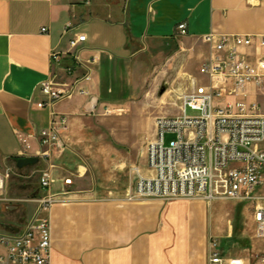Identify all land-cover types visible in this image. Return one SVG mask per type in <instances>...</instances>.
Listing matches in <instances>:
<instances>
[{
	"label": "crops",
	"instance_id": "obj_1",
	"mask_svg": "<svg viewBox=\"0 0 264 264\" xmlns=\"http://www.w3.org/2000/svg\"><path fill=\"white\" fill-rule=\"evenodd\" d=\"M209 35L264 37V0H0V173L16 176L19 186L13 190L6 180L2 196L27 200L0 204V232L20 231L38 208L32 201L52 196L58 202L47 213L50 264H207L212 224L203 201H128L131 187L122 193L92 187V117L110 109L106 101L127 96L129 70L141 68L139 58L205 60L213 51L201 39ZM77 36L86 40L72 48ZM248 53L253 59L254 50ZM49 80L71 95L39 109V86ZM247 93L264 104V88L249 85ZM53 114L68 119L66 150L45 161L38 134ZM20 158L38 161L17 169ZM46 171L53 183L43 190L37 179ZM254 239L262 251L252 264H262L264 240Z\"/></svg>",
	"mask_w": 264,
	"mask_h": 264
},
{
	"label": "built area",
	"instance_id": "obj_2",
	"mask_svg": "<svg viewBox=\"0 0 264 264\" xmlns=\"http://www.w3.org/2000/svg\"><path fill=\"white\" fill-rule=\"evenodd\" d=\"M177 31L180 36L186 35L185 24L178 25ZM85 40V36H77L70 46L75 48ZM201 42L213 51L198 70L209 83L192 82L191 90L180 98L179 115L155 120V139L146 148L147 174L138 176L134 196H128V201L138 198L245 202L252 206L254 235L264 240V196L257 193L264 172V115L256 100L245 101L249 85L264 88V55L258 54L264 53V37L215 40L209 35ZM250 50H254L253 59ZM55 58L53 55L52 59ZM71 91L58 89L52 80L45 81L39 86L43 100L36 107H51L68 98ZM77 93L86 95L81 88ZM226 97L239 98L219 105ZM187 110L195 115L188 116ZM109 113L108 108H103L104 115ZM68 129V119L53 114L49 126L38 134L40 158L50 161L64 153ZM165 133L175 135L168 145L164 143ZM8 178V172L0 173V204L27 202L2 196ZM38 181L43 190L53 183L47 171L40 174ZM32 202L38 208L20 231L0 232V264H50L51 227L47 213L58 200L46 196ZM261 263L264 264V256ZM207 264L241 261L221 257L216 243L210 241Z\"/></svg>",
	"mask_w": 264,
	"mask_h": 264
},
{
	"label": "rangeland",
	"instance_id": "obj_3",
	"mask_svg": "<svg viewBox=\"0 0 264 264\" xmlns=\"http://www.w3.org/2000/svg\"><path fill=\"white\" fill-rule=\"evenodd\" d=\"M154 57L139 58L137 63L141 68L129 70L127 96L122 91L121 96L106 101L110 105L109 114L104 115L99 108L92 117V158L95 160L92 187L97 190L122 193L131 187V193L126 198L133 197L138 176L147 171L146 148L155 139V120L179 115L180 98L190 91L188 86L192 81L209 82L208 78L198 73L200 65L207 59L179 54L162 56L160 61ZM213 83L216 84L215 81ZM253 99L248 95L245 101ZM261 107L260 113L263 114L264 104ZM186 114L195 115L189 110ZM174 139V134H164L165 145ZM12 171L16 173L15 169ZM13 186L19 187L16 176L9 174L7 187ZM257 193L264 196V172ZM8 197L21 198L9 193ZM204 205L212 224V231L209 230L206 236V249L212 241L216 243L221 257L243 259L245 264L257 261L262 247L254 239L252 206L232 201L204 202Z\"/></svg>",
	"mask_w": 264,
	"mask_h": 264
},
{
	"label": "water",
	"instance_id": "obj_4",
	"mask_svg": "<svg viewBox=\"0 0 264 264\" xmlns=\"http://www.w3.org/2000/svg\"><path fill=\"white\" fill-rule=\"evenodd\" d=\"M37 161L38 160L36 158H20V159L17 160L16 168L17 169H22L25 166L36 164Z\"/></svg>",
	"mask_w": 264,
	"mask_h": 264
}]
</instances>
